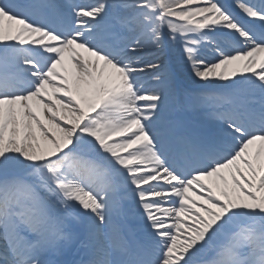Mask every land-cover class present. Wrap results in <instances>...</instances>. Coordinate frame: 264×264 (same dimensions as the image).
I'll use <instances>...</instances> for the list:
<instances>
[{"label":"bare ground","instance_id":"bare-ground-1","mask_svg":"<svg viewBox=\"0 0 264 264\" xmlns=\"http://www.w3.org/2000/svg\"><path fill=\"white\" fill-rule=\"evenodd\" d=\"M18 1L27 6L31 4V0H0V88L33 78L41 98L31 103H28L29 100L24 102L22 98L7 102L0 100V200L4 201L6 211L19 215L18 219L6 222L0 231L13 251V255L9 254L11 261L16 264L23 259H27L29 264L65 263L73 259L71 250L76 244L79 248L90 245L96 249L91 264L108 262L114 257L116 247L133 253L144 251L147 245L154 251L146 264H264V257L261 256L264 252V228L254 232H243L242 228L246 222H250L252 228L259 222L264 223V136H256L254 141L244 144L243 150L229 161L236 165L233 168L225 165L223 171L218 166L208 175L201 173L187 181L175 174L171 180L169 177L173 186L185 187L183 192L187 193L189 201L195 198L205 203L212 200L224 203V206L208 205L204 220H201L203 212L195 206L185 215L172 216L166 211L164 219H160L154 211H140L141 203L135 206V210L134 206H127L123 212L120 204V199L127 202L132 194L134 197L140 194L129 193V185L140 186L144 191L161 183L158 177L149 181L148 176L141 175L142 171L148 173L155 168L156 172L165 174L169 172V163H175V157L164 154L168 142L179 137L176 130L168 127L173 120L174 107L179 106L193 116L194 131L203 130L207 145L205 150L200 146L193 148L199 152L220 150L243 135L238 131L235 132L239 136L230 133L231 129L222 120L233 117L227 107L223 111L219 107L228 102L233 105L251 87L264 88V45H254L258 29L243 23L238 37L248 52L225 57L209 66L202 55L205 56L207 50L213 48L211 40L219 41L228 36L226 31L234 18V12L226 8L222 0H212L215 2L213 5H204L198 10L187 8L181 12L183 14L176 11L175 14L170 13L169 9L188 7L192 3L190 0H143L146 6L139 13V27L127 22V13L119 8L118 3L108 7L111 10L108 22L100 15L86 18L84 10L61 8L64 9L61 22L73 27V39L66 37L61 27H58L59 33L52 31L54 27L48 3L40 4L35 11L30 10V6L18 7ZM51 1L58 3V0ZM90 1L96 3L98 0H76V3L87 5ZM207 1L201 0L202 3ZM248 1L255 0H231V3L245 20L264 23V16L246 3ZM21 15L29 16L34 24L20 19ZM171 18L175 21L172 22ZM43 19L47 21L45 24ZM112 20L124 26L126 40L138 33L140 35L136 47L126 45L129 57L136 58L140 51L144 59L157 57L166 65L174 63L171 69H167L172 75H165L163 86L156 85L152 79L146 82L147 90L164 104L163 112L155 120L120 118L129 114L142 117L148 112L140 91H135L140 81H145L148 76L134 78L131 68L125 67L118 55L109 56L114 50L107 40L114 36L118 38L121 34V31L117 35L112 30L115 26L109 23ZM42 27H50L51 30L44 31ZM179 28L185 30L179 31ZM199 41L206 44L205 50L196 47ZM122 42L125 43V40ZM173 43L178 47H173ZM28 51L40 62L43 57L57 56L52 72H39L37 64L27 61ZM225 60L235 61L228 65L224 64ZM196 85L226 87L230 94L215 97L216 100L210 104L216 106L212 112L200 99L189 94L187 97L185 92L179 91L180 88L191 91ZM69 86L88 116H80L63 106L60 111H64L61 114L67 123L63 127L62 121L51 117L56 118L60 114L53 104L67 105L64 100L67 102L69 98ZM191 93L196 92L192 90ZM251 100L253 103L261 100L264 109V90L263 95L257 94ZM247 109L253 108L248 106ZM262 114L264 111L254 108L253 112L236 115L234 120L243 122L246 127ZM111 115L119 119L109 122ZM211 117H215L214 125L206 121ZM157 122L163 123L161 137L152 134L159 130L154 126ZM143 127L150 133L144 132ZM212 127L217 128L221 135L214 136ZM47 131L53 136L47 135ZM195 133L198 132H191L189 137L193 143L197 140ZM127 136L131 139L125 141ZM159 140L163 143L155 149L154 144ZM79 148H87L85 153L102 158L110 153L117 155L116 160H111L109 164L117 176L121 175L122 197L113 195L116 188L108 170L81 159L77 152L81 151ZM62 151L64 155H61ZM194 151L183 152L187 163L204 161V153L199 156ZM173 152L176 154L175 150ZM57 158L64 161L48 164ZM122 164L130 165V168L121 170ZM33 169H36L43 184L35 180L37 186L27 187L15 179L17 176L24 177ZM67 169H74L76 173L64 176ZM132 175H140V178L130 180ZM206 176L210 177L211 183L203 181ZM86 188L99 193V203L90 198ZM193 188H199V191H190ZM146 196L150 198L151 195L146 193ZM86 197L92 199L90 213L87 214L86 208H78ZM150 199L153 200L152 197ZM127 221L138 222L134 233L141 232L139 237L145 245H140L131 233L128 234ZM27 222L36 234L23 238L17 230ZM173 222L175 229L170 235L166 230L174 225ZM58 256L61 258L58 259Z\"/></svg>","mask_w":264,"mask_h":264},{"label":"rangeland","instance_id":"rangeland-1","mask_svg":"<svg viewBox=\"0 0 264 264\" xmlns=\"http://www.w3.org/2000/svg\"><path fill=\"white\" fill-rule=\"evenodd\" d=\"M199 1V2H198ZM191 5L188 7H183V8H170L169 11L170 13H174L175 11L177 13L183 14L181 12H185L187 8H192L193 10H198L201 6H207L210 4L209 2H205L202 3L201 0H190ZM113 3H118L119 4V8L123 9L124 12L127 13V18L128 21L132 24H135L136 26L139 27V25H141V23L139 24V13L141 12V10L146 6V4H144L143 0H98L96 3H93L92 1H90V3H88L87 5H74V1L73 0H60L59 5H62L64 7L67 6H74L76 9H82L85 11L86 14V18H89V16H96V15H102L101 17H106L105 15H108V13H110V8L109 5L113 4ZM18 7H21L19 4H17ZM234 9L237 8L235 6H233ZM55 9H57L56 7H54ZM199 14V13H198ZM238 15L240 16L241 19V13L238 12ZM54 16V21L57 23L56 25L59 24V16L58 13L54 10L53 13ZM197 16V15H196ZM195 17V16H194ZM23 20H26V17H21ZM172 22L173 20L175 21V18H171ZM243 21V19H242ZM250 24H253L251 22H249ZM231 27L228 31H226V33L228 34V37H226L225 39H219V41L216 40H211V42L213 43V48L209 50H207V53L204 55H202V59L205 61V64H209V66H213L216 63L221 62L225 57H229V56H235V55H242L245 54L246 52H248V49L246 46H244L240 41H239V37L237 35L238 30L240 29L242 22L239 21L238 19L231 21L230 23ZM256 26H258L260 28L261 31H264V24H254ZM185 28H179V31H184ZM125 32V31H124ZM63 33L66 34L67 37H73V35L71 34V30L70 29H66L63 30ZM126 32L123 35V39L125 36ZM259 40L256 41L255 44H257V46H260L261 44L264 45V35H257ZM140 35L139 33L135 36V37H130L127 41L126 44H128L129 46L132 47H136V43L139 40ZM208 38V37H207ZM87 39V37H86ZM210 39V38H209ZM224 41V43H223ZM254 44V45H255ZM167 45V43H166ZM253 45V46H254ZM173 47H178L177 44L173 43L172 44ZM251 45H249V47H253ZM196 47H200L203 50H205L206 44H204L202 41H199L196 43ZM114 48V47H113ZM138 50L140 48H137ZM177 49V48H176ZM179 50V49H177ZM151 53V52H150ZM118 55L120 57V59L122 60V62L126 65H130L133 68V71L131 72L133 75H135L136 77L139 75H147L148 77L146 78V80L142 83L141 87H138V89H141V96H142V101L144 102V104L148 107H151L152 104H154L156 106L155 109H150L144 116L140 117L137 115H132L129 114L126 117H120V118H127V119H131V118H135V119H140V120H144V119H148L150 120L153 117H156L158 113L163 112V104L160 101H156L155 99H153V92H151L150 90H147V86L146 82L149 81L150 79H152V81H154V83L156 85L161 84L162 86L165 84V80L163 79L166 76H171L172 72H168L167 69H171L173 66V62H170L169 65H166L164 63L163 60L158 59L157 57H153L152 59H144L142 54L139 51V55L136 58H130L127 50L125 49V44L122 43V40L119 39L117 41V48H114V56ZM28 60L27 61H32L35 64H37V70L39 72H45L46 70H48L49 72H52V65L55 63V60H57V56L55 55H49L47 57H43L42 61L40 62L39 59H37L33 53L28 51ZM136 60H139L138 62H135ZM235 60L232 61H224V64H228V65H232V63H234ZM156 62H158L156 64ZM42 63V64H41ZM237 63V62H235ZM154 70V73L150 74V71ZM163 80V81H162ZM37 86L38 84L35 83V80L33 78H26L23 79L22 82H15L14 84H11L8 88H0V100H3L5 102L10 101L11 99H18V98H22V100L24 102H27V100H29L28 103H31L33 100L37 99V98H41V95L37 92ZM70 89V94L68 95L69 98L66 102V100H64V102L67 104L65 105L64 103L61 104H53L57 110H59L60 114L64 113V111H60L62 109L63 106H66L68 108H70L71 110H73L75 113H78L80 116H88V113L85 112V108L82 107V104L80 101H78V99L76 98V96L74 95V91L73 88L69 86ZM80 90V89H79ZM179 91H183L182 88L179 89ZM186 92V96L188 97L187 94L195 96L197 98H201L202 101H204V103L206 104H210V99L209 96L207 95H197V94H193V93H189L188 90H184ZM183 91V92H184ZM53 92V91H52ZM54 94V92H53ZM53 98V96H52ZM48 99V98H47ZM49 102V100H47ZM69 103V105H68ZM27 104V103H25ZM52 104V102H51ZM75 106V107H74ZM82 107V108H81ZM159 107H161V109H158ZM208 107V106H207ZM208 109V108H207ZM24 114H29L28 113H24ZM23 114V116H24ZM59 114V117L52 116L51 119H59V121H62V125L63 127L67 126V123L64 122L63 120V115ZM78 119V116L76 117ZM119 117H116L114 115H111L109 117V122L113 121L115 122L116 120H118ZM85 126V125H84ZM157 127H161L160 126V122L156 123ZM144 130V129H143ZM145 132H148L146 130H144ZM150 133V132H149ZM47 135H52V133H50L49 131H47L46 133ZM152 134L154 135H160L162 134V131H156V132H152ZM77 136V134H76ZM79 136V135H78ZM256 136H264V124L258 125V126H254L253 128H250L245 134L244 136H242V138L240 140H237L235 142H233L232 144H230L229 146H227L226 148H224L221 151H217L216 153L211 152L207 157V164L202 163V165H199L196 168H193L191 170H188L186 172H177V171H170L168 173L165 174H161L160 172H156L155 168H151L152 171L148 172L147 171H142L143 173H141V175H146L149 177V181L150 179L152 180L155 177L160 178L162 181L161 183H158L156 186L153 187V189L150 190H142V188L139 186H134L132 187V185H129L127 188V191L129 193H133V192H139V195H135L136 197L131 198L130 203L132 202V204L134 205H138V203H141L140 205V210L144 213L146 211H154L160 219H164L163 215L166 211H169L168 213L171 214L172 216H174L175 214H184L185 212L189 211V209H191L193 206H195L198 209H201V211L203 212L201 215V220H204L205 218L204 216V212L207 211V207L208 205H221L224 206L223 202L221 200L216 201V200H212L208 202H202L199 200H196L195 198L191 201H189L187 198L189 197L187 195V193H184L183 190L185 187H181V185H172V183H170L171 177L175 174L176 176L179 177V179H182L183 181H187L188 179H191L194 176H198L201 173L202 174H206L208 175V173L214 169L217 168L218 166H221V170L224 171V166L227 165V167L229 168H233L236 165L233 166V163H229V161L231 162V160L234 159V156L240 151L243 150V146L244 144L247 143H251L252 141H254V137ZM131 137L127 136L124 137L125 141L130 140ZM263 139L259 140L260 142ZM159 145V142H157V144L155 143L154 147L155 149H157V146ZM82 150H87L86 148H83ZM64 152H61V155ZM134 155L133 151H132V156ZM158 156L160 157V155L158 154ZM117 155L114 153H110L109 155H107L105 157V159L108 162V167H110V162L111 160H116ZM236 157V156H235ZM233 158V159H232ZM236 160V158H235ZM64 161V159H54L51 162H48L49 165L51 164H61ZM94 164V163H93ZM97 167H100L99 165L94 164ZM40 166V165H38ZM108 167L104 168L105 170L108 169ZM131 167L136 168L137 166L135 165H131ZM130 168V165L124 166L123 164L121 165V170H127ZM220 170V171H221ZM36 169H33L29 172H27L25 174L24 177H20L18 178L15 177V179H19L22 183H24L25 185H27V187H34L37 186L38 184L35 182V180H39L40 183L43 184V182L40 180L38 173L35 172ZM36 173V174H35ZM75 174L76 171L74 169H67L66 172L64 173V176H70L71 174ZM140 175H132L130 176V180L131 178H136L139 179ZM121 178V175L119 176ZM170 177V180H169ZM123 178V177H122ZM209 176L204 177L203 181L207 184L211 183L209 181ZM47 189V188H45ZM88 191H86L89 195L90 198H92L93 200H95V202L99 203L100 201V195L99 193H95L92 191L91 188H87ZM211 190V189H209ZM190 191L192 192H198L199 188H193L190 189ZM168 192V193H167ZM146 193H149L152 197L153 200H151L149 197L146 196ZM113 194V193H112ZM134 195V194H132ZM142 197H139L141 196ZM161 197L166 198L165 200L161 199ZM87 198V197H86ZM87 198L85 200V202H81L80 205H78L79 209H85V213L87 214L91 208V202L92 199ZM162 200V201H161ZM188 200V201H187ZM4 206V201L0 200V231L3 230V228L5 227V223L8 222L10 219L13 218H17L18 216L16 213H9L8 211L5 210ZM90 213V212H89ZM163 217V218H162ZM181 219V218H180ZM170 218H168V221L170 222ZM257 222H259V218L257 220ZM174 225H169L170 227H168L169 229L166 230L170 235L172 234V232L175 229V223L173 222ZM173 227V228H171ZM243 229L245 231H251L254 232L257 229H261L264 228V223L263 222H259L258 225L254 228L250 227L249 222L246 223L245 225L242 226ZM18 234L21 235V237L27 238V237H31L34 236L36 234V232L30 227V224L27 222L23 225H20L18 227L17 230ZM166 232V233H167ZM167 238V237H166ZM219 239V238H218ZM163 252V251H162ZM9 254L13 255V251L12 249L9 248V244L6 243L5 238L2 237L0 235V264H16L14 262L11 261V256H9ZM259 254V253H257ZM61 256V255H59ZM58 256V259L61 258ZM18 264H29V261H27V259H23V261H21Z\"/></svg>","mask_w":264,"mask_h":264}]
</instances>
